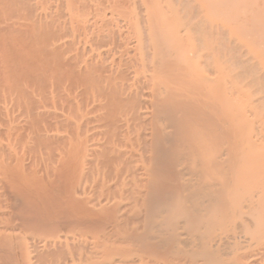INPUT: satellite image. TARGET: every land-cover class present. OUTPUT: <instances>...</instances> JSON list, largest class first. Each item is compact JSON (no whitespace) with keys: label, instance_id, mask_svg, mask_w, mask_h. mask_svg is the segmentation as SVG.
Wrapping results in <instances>:
<instances>
[{"label":"bare ground","instance_id":"bare-ground-1","mask_svg":"<svg viewBox=\"0 0 264 264\" xmlns=\"http://www.w3.org/2000/svg\"><path fill=\"white\" fill-rule=\"evenodd\" d=\"M0 264H264V0H0Z\"/></svg>","mask_w":264,"mask_h":264}]
</instances>
